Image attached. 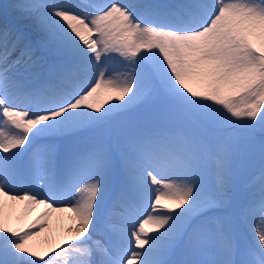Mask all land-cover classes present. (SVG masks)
Masks as SVG:
<instances>
[{
    "label": "snow or ice",
    "instance_id": "1",
    "mask_svg": "<svg viewBox=\"0 0 264 264\" xmlns=\"http://www.w3.org/2000/svg\"><path fill=\"white\" fill-rule=\"evenodd\" d=\"M6 4L0 197L75 224L36 251L0 199V264H264V0Z\"/></svg>",
    "mask_w": 264,
    "mask_h": 264
},
{
    "label": "bare ground",
    "instance_id": "2",
    "mask_svg": "<svg viewBox=\"0 0 264 264\" xmlns=\"http://www.w3.org/2000/svg\"><path fill=\"white\" fill-rule=\"evenodd\" d=\"M161 1L167 3V0ZM9 2L10 0H0V10L6 9V3ZM91 2L102 5L106 3L107 0H91ZM179 2H181V0ZM184 2H191V0H184ZM201 2H207V0H201ZM122 60L123 58L117 57L110 61V65L113 69L112 74L116 80H123L125 78V68L121 62ZM112 95H115V92H113ZM101 96H104V90H101ZM255 135L259 137L254 144H252L250 152L248 154H244L243 147V150H240L239 162L242 166V184H250V182L254 181V183H251L249 190L258 192L260 186L259 141L261 139L259 130H257ZM0 199H2L4 203V220L7 226L19 229L25 228L44 219L48 220V224L46 226L49 229L48 236L45 237L46 233L42 230L38 235H34L28 241L29 245L36 251H40L45 246L47 249H44V251H47L50 247H55L56 244L62 243L64 240L71 239V234L68 232V228L69 226H73L75 221L73 219V214L70 211L51 212V210L46 209L43 205H29L26 201L10 200L7 197H0ZM166 202L167 200L162 198L161 204ZM45 212H48L49 215L44 216L43 214ZM145 227L147 229H151L152 225H146ZM49 238L50 242L48 241Z\"/></svg>",
    "mask_w": 264,
    "mask_h": 264
},
{
    "label": "rangeland",
    "instance_id": "3",
    "mask_svg": "<svg viewBox=\"0 0 264 264\" xmlns=\"http://www.w3.org/2000/svg\"><path fill=\"white\" fill-rule=\"evenodd\" d=\"M173 1H177V0H167V3H170V2H173ZM157 2H160V0H157ZM104 96H101V98H103ZM259 136H256L255 135V140H254V142L257 140V138H258ZM252 144H254V143H252ZM252 144L251 145H249V143L248 142H246V141H244V140H241V148H240V150H243L242 149V147L244 148V150H243V152H244V154H248L249 152H250V149H251V146H252ZM47 229V230H46ZM46 234H45V237H47L48 236V227H45L44 229H42ZM42 230H40V232L42 231ZM48 241L50 242V238L48 239ZM51 241H52V237H51ZM46 247V246H45ZM45 247H43L41 250H40V252H42V251H44V249L46 250L47 249V247L45 248ZM61 264H62V261H61Z\"/></svg>",
    "mask_w": 264,
    "mask_h": 264
}]
</instances>
